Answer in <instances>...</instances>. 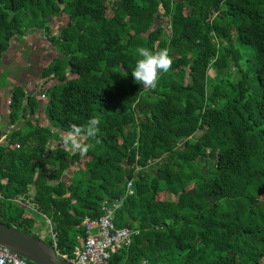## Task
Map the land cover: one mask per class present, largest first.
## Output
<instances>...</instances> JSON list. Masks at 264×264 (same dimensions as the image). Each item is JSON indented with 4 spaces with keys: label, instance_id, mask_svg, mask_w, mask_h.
I'll use <instances>...</instances> for the list:
<instances>
[{
    "label": "trees",
    "instance_id": "1",
    "mask_svg": "<svg viewBox=\"0 0 264 264\" xmlns=\"http://www.w3.org/2000/svg\"><path fill=\"white\" fill-rule=\"evenodd\" d=\"M34 30L56 56L35 94L6 86L0 223L32 235L28 201L71 256L117 201L115 227L139 233L108 264H264V0H0V80ZM139 47L171 59L154 89L131 75Z\"/></svg>",
    "mask_w": 264,
    "mask_h": 264
},
{
    "label": "rangeland",
    "instance_id": "2",
    "mask_svg": "<svg viewBox=\"0 0 264 264\" xmlns=\"http://www.w3.org/2000/svg\"><path fill=\"white\" fill-rule=\"evenodd\" d=\"M67 18L65 15H58L52 23H50V29L52 34H58L60 30L65 26ZM167 21L162 20V25H166ZM56 56L54 48L47 42L44 31L34 30L29 32L24 38L15 39L12 41L11 47L9 51L4 56V65L6 66V70L8 73H3V79L0 80V84H4L2 87L5 88L9 82L11 88L13 86H23L27 90L29 94H35V89L39 87L42 83L40 80V73L42 69L50 63V61ZM209 78L213 77V72H209ZM6 79V80H5ZM9 86V87H10ZM5 90V89H3ZM6 90L0 93V128L2 130H12L15 127L10 125L9 120L7 119V114L9 110L8 100L4 103L9 95L6 93ZM34 90V91H33ZM41 98L44 100V96L41 93ZM2 100V101H1ZM38 112V111H37ZM31 119L35 118V116H30ZM39 123L41 125L45 124L44 116L39 111L38 112ZM19 124H17L18 126ZM199 133L197 134V136ZM61 143H51L49 145L50 148L60 146ZM71 173L65 174V179ZM33 191H30L32 195ZM30 195V196H31ZM17 202H22L19 198L16 200ZM18 207L22 208L26 214L31 212V217L35 220V222L43 224L44 221L41 217L38 216L35 212L30 209H34L32 205H28L27 208L18 205ZM36 224H34L35 226ZM46 225V224H44ZM37 229V228H36ZM44 231V229H42ZM35 228L33 227L31 233L32 235H36L34 232ZM46 236L49 235V231H44ZM71 235L75 238H78L76 233H71ZM48 237L45 239L48 241Z\"/></svg>",
    "mask_w": 264,
    "mask_h": 264
},
{
    "label": "built area",
    "instance_id": "3",
    "mask_svg": "<svg viewBox=\"0 0 264 264\" xmlns=\"http://www.w3.org/2000/svg\"><path fill=\"white\" fill-rule=\"evenodd\" d=\"M126 195H133L131 182L127 184ZM14 202L26 208L28 205H31L28 201ZM118 207L119 204L117 201H105L101 204V214L97 219L91 220L88 217L83 218V244L74 248L71 256L60 253V250H58L57 246V233L54 231L50 221L45 217H43L46 224L44 225V231H49V235L46 236L45 233H41L43 231H36V236L43 241H45V239L48 237V241L52 244L50 246L54 249L56 254L72 264H108L111 256L121 249L129 247L132 236L139 233L137 230L134 231L128 227H115L113 221ZM33 208L34 209L31 208L30 210L40 215L34 206ZM28 214L31 216V212ZM0 264L31 263L17 254L9 251L5 247L0 246Z\"/></svg>",
    "mask_w": 264,
    "mask_h": 264
},
{
    "label": "clouds",
    "instance_id": "4",
    "mask_svg": "<svg viewBox=\"0 0 264 264\" xmlns=\"http://www.w3.org/2000/svg\"><path fill=\"white\" fill-rule=\"evenodd\" d=\"M140 59L136 61L135 67L131 72L134 77V82L143 84L148 88H155L158 80V75L162 72H167L171 65V59L166 51L153 53L149 49L139 47L136 49ZM99 121L95 118L89 120L86 127L83 129L74 127L64 140L65 145H70L73 148H79L76 137L83 131L88 137H95L98 131Z\"/></svg>",
    "mask_w": 264,
    "mask_h": 264
},
{
    "label": "water",
    "instance_id": "5",
    "mask_svg": "<svg viewBox=\"0 0 264 264\" xmlns=\"http://www.w3.org/2000/svg\"><path fill=\"white\" fill-rule=\"evenodd\" d=\"M0 246L26 259L31 264H72L59 257L40 238L0 223Z\"/></svg>",
    "mask_w": 264,
    "mask_h": 264
},
{
    "label": "crops",
    "instance_id": "6",
    "mask_svg": "<svg viewBox=\"0 0 264 264\" xmlns=\"http://www.w3.org/2000/svg\"><path fill=\"white\" fill-rule=\"evenodd\" d=\"M2 101V100H1ZM74 170V169H73ZM72 173V172H71ZM35 226H34V228H35V231L34 232H36V231H43L42 229H44V224H45V221H44V223L43 224H40V223H37V222H35ZM37 228V229H36ZM41 233H44V231L43 232H41ZM36 234V233H35ZM47 243V242H46ZM48 244V243H47Z\"/></svg>",
    "mask_w": 264,
    "mask_h": 264
}]
</instances>
